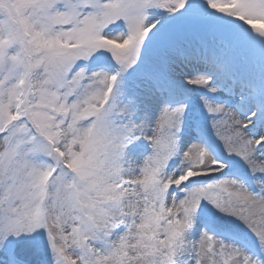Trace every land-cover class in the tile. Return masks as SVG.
<instances>
[{"label":"snow or ice","instance_id":"snow-or-ice-1","mask_svg":"<svg viewBox=\"0 0 264 264\" xmlns=\"http://www.w3.org/2000/svg\"><path fill=\"white\" fill-rule=\"evenodd\" d=\"M0 264H264V0H0Z\"/></svg>","mask_w":264,"mask_h":264}]
</instances>
